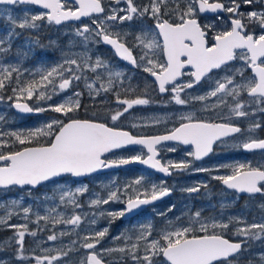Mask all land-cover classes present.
Returning <instances> with one entry per match:
<instances>
[{
    "label": "snow or ice",
    "instance_id": "snow-or-ice-1",
    "mask_svg": "<svg viewBox=\"0 0 264 264\" xmlns=\"http://www.w3.org/2000/svg\"><path fill=\"white\" fill-rule=\"evenodd\" d=\"M119 3V0H116ZM255 0H242L243 4L251 5ZM30 3L33 5H42L44 9L49 10L46 13V18L49 22L60 24L62 21L69 19H79L80 17L90 16L92 13H102L104 8L101 5V0H78V7L75 11L68 8L61 3V0H0V5H16ZM128 5L127 15L117 16L116 10H111L112 15L107 16V21L132 20L133 15L143 16L150 14L156 21L155 28L158 30V35L162 37V43L156 36L148 38L147 35L137 36L136 39L139 44L146 50H160L165 56L163 63H157L154 59L149 57L148 51H145L140 56L142 64H146L144 71L150 73L158 82V90L160 93L169 91L168 85H172L171 92L172 99L180 105H185L191 99L204 101L210 97H217L219 95L220 103H226L224 97L232 96L237 98L241 91H246L250 97L264 100V34L254 36L245 32L244 19L249 21L258 20L261 27L264 28V11H251L247 14L239 12L240 3L237 0H229V6L225 7L224 3L217 2L209 3V0H198L197 7H193L196 0H190L186 10L179 8V5L173 10L175 11L179 23H169L168 20L162 19V8H167V0H152L148 6L137 8L133 4V0H126ZM210 10L216 12L223 10L232 13L239 18L232 19L231 30L218 32L214 37V43L209 46L206 39V29H211L212 25L201 26L197 19L193 18L197 11L205 12ZM7 19L14 26L7 34L6 38H0V52H7L11 48L12 38L18 36L19 33L15 31L16 27L20 29L37 27L35 21L44 19V15H25L19 23L13 17L8 9ZM123 11V10H121ZM167 14V13H164ZM90 30L88 26L77 29V34L84 37ZM96 36L101 38V42L112 46L115 53L124 61L130 62L134 66L137 65V58L133 55L132 49L126 46L125 43L119 39V34H107L104 27H98ZM7 45V47H5ZM244 49L249 54L246 59L251 65L255 79L247 83L237 84L231 76H224L221 80L215 82L214 90L208 92L204 96L191 97L189 100L181 98L180 93L185 89H190L195 83H199L202 78L206 77L214 69H221L226 66L228 61L235 58V50ZM243 58V57H242ZM91 57L85 56L83 63H78L76 59H66L62 64L51 67L50 70L41 69L40 79L38 81L27 82L25 86H21L19 79V68L8 66L0 67V92L6 87V82L11 83L13 80V73H17L15 83L17 87L12 89L13 96L8 99H16L13 105L16 109L24 113L44 112L47 109L42 107H30L27 103H20V97L17 92L26 95L31 99L35 94L38 100L51 99L50 95H46L45 88L52 85L53 80L60 79L58 88L60 90L67 89L73 80H79L81 77L75 75L76 72L82 69H89L96 72L99 68H104L107 71V87L104 83L100 84L99 89L94 88L95 81L87 84L90 90L99 93L100 90L108 91L113 86L114 80H121L123 73L121 71H111L108 64L97 57L94 63H90ZM259 61V63H258ZM186 65L192 66L195 71L191 73L194 78L191 82L178 85L177 78L184 75L183 69ZM74 66V67H73ZM65 72L68 73V78H65ZM100 77H97L99 80ZM39 89V90H38ZM74 95L79 96L80 93ZM4 97L0 95V100ZM117 102L124 105L123 111H116L110 116L112 121L118 120L125 112H127L134 105H148L150 101L146 98L123 99L119 98L117 94ZM79 100L72 101L69 98L65 103H60L54 106L51 110L56 113H62L68 116L70 112H74L79 108ZM245 105L242 102H237L231 111L238 117L248 115L242 109ZM182 122L179 127L174 128L169 134L151 137H136L130 132L120 130L114 127H109L107 124L95 122L92 120L68 119L67 122L63 120L53 119L51 122L36 128L34 131L11 132L2 135L14 137V142L20 145L31 144L37 140L38 137L45 138L49 142L39 144L34 147H23L19 151H12L4 153L0 151V186L12 185H31L35 186L44 181H50L55 177H60L63 174H72L74 176H82L91 174L102 168L119 167L131 163H141L151 166L165 174L169 173V167L175 169H185L188 167L186 163L169 164L165 166L156 159L158 155L156 145L162 141H180L183 144H192L195 146V151L189 153L196 159L206 156L212 151V145L221 140L223 137L230 134L240 133L241 128L230 123H209L201 120H195L191 114L181 117ZM186 121V122H183ZM135 127V125H133ZM253 127L259 128L257 123ZM251 130V129H250ZM3 142L0 141V146ZM129 145L146 146L147 155H132L130 157H122L118 159L105 160L102 157L114 149H121ZM245 150L264 149V139L255 140L250 139L239 145ZM231 167V174L226 176L214 177L223 182L225 186L238 192L264 193V170L260 168H252L250 165L238 164ZM199 171H208L207 169H200ZM141 179L134 181V185H140ZM125 187V192L127 188ZM200 186H195L186 189L189 193L198 192ZM86 188H79L77 193L86 191ZM116 191H111L107 199H94L91 201L93 205L107 204L109 201H116L119 199ZM169 190L165 187L158 189L156 185H152L151 189H145L142 192L136 191L134 197H129L126 201V206L123 211L110 212L107 215L116 218L123 217L126 213H130L143 205H148L162 196L167 195ZM74 202L75 193H65L60 197L61 201L65 197ZM143 197V198H142ZM17 201H12L16 205ZM78 206V205H77ZM3 207V205H0ZM264 207V205H262ZM31 212V208L24 207L23 213L25 218ZM15 213L8 212L7 218H11ZM100 215H104L101 213ZM201 213L199 211L194 213L192 217L193 224H199V232L190 224L189 226L175 227L173 230H165L160 233L159 239L148 240L151 236V225L142 227L140 235L137 236V242L132 244L131 253L132 259L139 264L142 260L143 264H153L154 257L162 256L165 259V264H214L216 261L223 260L227 264L228 258L237 253L242 243H233L225 239L222 235L209 234L208 228H222L226 229L228 224H217L215 221L211 225L200 221ZM49 217H40L37 215V222L40 219L47 220ZM59 223L60 221H54ZM67 224L78 226L81 222L79 215L72 216L69 220L64 221ZM7 219L0 217V224H6ZM93 223L95 221L93 220ZM15 229L16 243L19 248L21 258H23V245L26 233L32 236L36 232H28L26 224L8 225ZM258 230V231H254ZM108 233V228L105 227L100 231L94 233L92 237H85L86 240L93 239L94 243H85L83 246L87 249H95L100 240ZM236 234L244 238L259 239L261 234H264V223L251 224L250 226L238 228ZM60 235H63L61 233ZM57 235L48 236V240L54 241ZM140 241H145L144 255L138 257L136 251ZM125 248H120L118 251L124 252ZM48 251V250H46ZM112 251V250H107ZM67 252L58 253L57 255L43 257L36 256L37 264H53L58 261L61 256H67ZM88 264H102L101 259L98 258L95 251L87 258Z\"/></svg>",
    "mask_w": 264,
    "mask_h": 264
},
{
    "label": "flooded vegetation",
    "instance_id": "flooded-vegetation-1",
    "mask_svg": "<svg viewBox=\"0 0 264 264\" xmlns=\"http://www.w3.org/2000/svg\"><path fill=\"white\" fill-rule=\"evenodd\" d=\"M190 0H167V8H162V19L168 20L169 23H179V19L175 11H173L177 5L182 10H186ZM217 2V0H209V3ZM220 3H224L225 7L229 6V0H219ZM240 3L239 12L247 14L251 11H264V0H255L251 5L242 3V0H237ZM61 3L65 5L66 10L71 8L75 11L78 7V0H61ZM152 3V0H133L134 6L137 8H143ZM21 4H16L18 6ZM101 5L104 8L102 13H92L90 16H86L77 21H68L61 25H55L57 27H66L75 31L72 33L76 40L74 47L75 51L85 56L91 57L90 61H93L99 57L102 61L109 63L110 65L120 64L123 66L122 73L123 78L121 80H114L113 86L108 91L101 90V96L99 94L94 97L95 103L99 106V116L89 115L81 112H70L69 117L65 118V122L68 119H91L100 121L107 124L109 127H114L120 130L128 131L136 137H151L161 136L169 134L174 128L179 127L182 122L181 117L191 114L195 120H201L209 123H230L234 126L241 128L240 133L230 134L223 137L221 140L216 141L212 145V151L206 156L200 159H196L189 153L195 151V146L192 144H183L180 141H162L156 145L158 159L161 164L169 166V164L186 163L188 167L185 169H175L169 167V173L158 172L150 167H143L138 164L118 167L102 173H96L82 180L74 179L71 175L59 178L57 180L45 183L36 188L29 185L25 187L13 186L11 189L19 190H36L38 188H45L47 185L60 180H68L69 182H84L89 181L92 178L104 177L106 175L116 174L117 183L115 188L119 189L117 195L121 197L123 189L120 180L122 181L126 177L129 179L127 184L123 186H129L127 188L128 193L125 194L127 198L134 197L135 192H142L145 189L150 190L152 185H156L158 189L167 188L168 194L160 197L152 203L145 205L138 211L125 214L123 217H116L115 226L112 228L106 237L99 243V248L104 246H110L113 251L110 256L101 258L105 264H130L136 262L132 259V253L130 251V235L134 236L138 234L142 227L151 225V236L148 240L157 239L160 237V233L165 230H173L175 227H180L182 223L191 224L197 234H203L199 232V224L192 223V217L194 213L199 211L201 213L200 221L211 225L213 221L217 224L226 223L228 227L222 228H208L209 234L222 235L224 238L230 241H246V247H250L254 244L253 238H244L236 234L238 228H243L254 224L260 216L264 218V193H241L237 190L230 189L223 184L219 179H214L215 173L224 172L221 176L231 174V166L225 165V163L233 162L232 166L238 164L250 165L252 168H260L264 170V149L245 150L239 145L243 142H247L250 139L261 140L264 139V100H259L255 97H250L246 91H241L240 96L233 98L232 96L224 97L226 103H220L219 95L217 97H210L204 101L197 99H191L189 103L185 105L177 104L173 99V93L171 92L172 85H168V92L160 93L158 90V82L148 72L144 71L146 64H142L140 56L148 51L149 57L154 59L157 63H163L165 56L160 50L144 49L137 36L147 35L148 38L156 36L162 43V37L158 35V30L155 28L156 21L150 14L143 16L133 15L132 20L120 21H107L106 17L112 15L111 10L115 8L126 7L128 5L126 0H101ZM198 0L193 3V7H197ZM33 6V5H32ZM9 7V6H8ZM122 10V9H121ZM121 10H116L117 16L123 15ZM167 13V14H164ZM198 20L201 26L212 25L211 29H206V39L208 45L211 46L215 41L214 37L218 32L230 31L232 19L239 18L238 16L228 13L223 10H219L214 14L196 12L193 17ZM245 32L259 36L264 34V28L261 27L258 20L254 19L249 21L244 19ZM84 26H88L89 32L84 37L77 34V29H81ZM98 27H104L107 34H113V38H116L115 34H119L121 42L125 43L127 47L132 49L133 55L137 58V65L134 66L129 62H126L118 57L112 46L107 43L101 42V38L96 36V30ZM75 34V35H74ZM37 45V44H34ZM34 45L31 47V57L34 58ZM60 51H58V55ZM249 54L244 49L235 50V58L227 63L226 66H222L221 69H214L202 78L199 83H195L192 88L185 89L180 93L181 98L189 100L191 97L204 96L208 92L214 90L215 82L221 80L224 76H231L235 83L243 84L255 79V73L249 64L246 57ZM243 57V58H242ZM80 58V57H79ZM77 58V59H79ZM259 63V61H258ZM184 75L177 78L176 83L183 85L191 82L194 78L191 73L195 69L186 65L182 70ZM78 73V74H77ZM75 75H79L81 79L73 80L71 85L66 90H76L77 93L81 92L77 98L81 99L79 108L84 109L93 105H88V101L93 98L87 93L89 88L87 84L95 81L96 89L100 88V84L104 83L107 87V71L99 68L96 72H92L89 69H82V71L76 72ZM100 77L97 80V77ZM68 78V73L65 75ZM59 79L54 80V84H57ZM39 90V89H38ZM52 85H48L45 88L46 95H53ZM117 94L119 98L123 99H135L146 98L150 101L148 105H134L127 112H125L118 120L112 121L110 116L115 114L116 111H123L124 105L117 102ZM37 98V96L35 95ZM36 98L29 100V103L36 107ZM52 98V96H51ZM51 101V99H46ZM237 102H242L245 107L242 109L248 115L244 117L236 116L231 109L235 107ZM119 107L120 110H116ZM41 113V112H40ZM40 113L37 115L39 116ZM186 122V121H183ZM259 124L260 127H253L255 124ZM135 125V127H133ZM251 129V130H250ZM49 142V140H48ZM36 144V143H35ZM2 152L6 153L7 146H2ZM147 155L146 146L135 145L128 146L126 148L118 149L105 155L106 160L118 159L122 157H130L132 155ZM225 165V166H224ZM200 169H207L208 171H199ZM141 179L140 185H134V181ZM200 186L198 192L189 193L186 189ZM8 189V188H7ZM123 191V192H122ZM143 198V197H142ZM118 201V200H117ZM126 200L123 201V210L126 206ZM107 215V214H105ZM258 231V230H254ZM2 231L0 230V237ZM118 233L119 238H110ZM127 243L129 245H127ZM120 248H125L124 252L118 251ZM100 253V252H99ZM144 254V245L140 244L136 251L138 257H142ZM237 256L228 258L227 264L232 263L233 259ZM111 258V260H110ZM165 261L162 256L154 257ZM142 261V260H141ZM214 264H225V261L220 260Z\"/></svg>",
    "mask_w": 264,
    "mask_h": 264
},
{
    "label": "rangeland",
    "instance_id": "rangeland-1",
    "mask_svg": "<svg viewBox=\"0 0 264 264\" xmlns=\"http://www.w3.org/2000/svg\"><path fill=\"white\" fill-rule=\"evenodd\" d=\"M4 9H8L11 12L13 17L17 19V23H19L25 15L45 16L44 19L35 21L37 25L35 28L20 29L16 27L15 31L19 33V35L12 38L11 48L7 52H0V67H18L21 86H25L27 82L38 81L41 74L39 70H50L51 67L62 64L66 59H76L78 63H83L82 57L84 54H80L74 49L76 40L72 33L75 31L66 27L55 26L46 18V11L37 9L32 5H18L13 7L0 5V38H6L8 32L14 27L11 22L8 21V13L3 11ZM115 9H122L124 12L122 14L127 15L125 14V6ZM50 43L54 45L48 46ZM34 44L40 45L41 48L38 46L40 48V54L39 56L35 54L33 58L35 61H33V64L26 65V62H28L26 59L31 56L30 50ZM5 47H7V45H5ZM55 50L60 51L59 57L55 58ZM94 61L95 59L89 62L94 63ZM107 64L111 71H122L123 69V66L120 64ZM102 69L104 68L102 67ZM66 73L67 72H65L64 76ZM16 77L17 73L14 72L12 82H6L5 89L0 92V95L4 97L0 100V133L23 132L26 134L28 131H34L36 128L51 122L53 119L65 121V118L69 117V115L65 116L51 109L60 103H65L69 98H71L72 101L78 99L79 104L81 103V99L74 95L77 91L74 89L60 90L58 85L61 81L59 78H56L54 80L59 79V81L57 84H54V82L52 83V88H54V90L51 91L53 93V95H51V101H46V99L38 100L35 94L32 97L36 98V107H42L47 110L35 117L19 115L12 107V103L16 99H8L9 96H13L12 89L17 87L15 83ZM94 88L96 89L95 84ZM101 92L100 90L98 93L99 97L101 96ZM79 93L81 94V92ZM87 93L93 97L88 101V105L93 106L84 109L78 108L76 112L85 110L84 113L86 114L99 116V106L95 103V100H93L94 97L97 96V92L89 89ZM17 95L20 97L19 100H26L28 102L30 100L22 93L17 92ZM116 110H120V108L116 107ZM0 141L3 142L2 146H7L8 148L12 146L11 150L28 145H20L18 142H14V137L8 135L0 136ZM47 141L48 140L45 138L38 137L37 140L32 143L40 142V144H45ZM2 146H0V151H2ZM230 164L232 166L233 162L225 163V165ZM223 174L224 172H216L215 177H219ZM115 175L116 174H109L104 177L92 178L89 181L76 183L69 182L68 180L55 181L47 185L46 189H0V205H3V207H0V217H5L7 219L6 224H0V230L2 231L0 237V264H37L35 259L36 256H52L62 252H67L68 255L61 256L60 259L54 261L53 264H88V255L93 251L100 254L102 256L99 255L101 258L110 256L114 247L110 248V246L102 245L99 248V244H97L95 249H87L83 245L85 243H94L93 239L86 240L85 237H92L95 232L105 227L108 228V233L112 228H116V218H112L105 214L123 211L122 203L124 200L128 199L125 195L128 191L125 192V186L123 185L127 184L129 179L126 177L118 182L121 183L124 191H122L123 194H121L118 201H109L107 204L102 203L99 205H93L91 203L92 200L97 198L101 200L107 199L111 191L117 190L115 184L118 179ZM79 188H86L87 190L82 193H77L76 190ZM65 193H75L74 202L68 199L67 196L61 201L60 197ZM12 201H17L18 203L13 205ZM24 207L31 208V212L27 215V218H25V214L23 213ZM8 212H13L15 214L9 219L7 218ZM101 213H104V215H100ZM37 215L40 217L47 216L49 218L47 220L40 219L39 222H37ZM74 215H79L81 217V222L78 226H73L64 222ZM57 220L60 222L55 223L54 221ZM93 220L95 223H93ZM253 223H264V218L260 216L258 220ZM13 224H26L28 232H36L35 236L26 233L23 245V258H21L16 243L15 229L8 226ZM181 226L187 227L188 223L184 222ZM140 232L134 236H129L130 245L137 242L136 238L140 235ZM61 233H63V235H60ZM53 234L57 235V239L54 241L48 240V236ZM117 238H119L118 233H115L110 240ZM159 238L160 237H157V239ZM103 239H101V241ZM253 240L255 241L254 244L246 248L244 252L240 253L234 262L230 264H264V234H261L259 239L253 238ZM140 244L145 245V241H140L139 245ZM127 245L129 244L127 243ZM130 264H137V262H132ZM139 264H143V261H140ZM153 264H165V261L153 259Z\"/></svg>",
    "mask_w": 264,
    "mask_h": 264
},
{
    "label": "water",
    "instance_id": "water-1",
    "mask_svg": "<svg viewBox=\"0 0 264 264\" xmlns=\"http://www.w3.org/2000/svg\"><path fill=\"white\" fill-rule=\"evenodd\" d=\"M30 4V3H29ZM10 6H12V5H10ZM37 8H40V9H44L43 7H42V5H35ZM44 10H47V9H44ZM219 10H217L216 12H218ZM216 12H212V11H210V10H206L205 12H203V13H210V14H214V13H216ZM84 17H86V16H84ZM84 17H80L79 19H82V18H84ZM78 19V20H79ZM68 21H77V19H69V20H66V21H62L60 24H57V25H61V24H63V23H66V22H68ZM55 23V22H54ZM56 24V23H55ZM127 62V61H126ZM229 62V61H228ZM227 62V63H228ZM130 63V62H129ZM17 101H15L14 103H13V105L16 103ZM20 103H27L30 107H32L28 102H26V101H19ZM13 109H14V111L16 112V113H18V114H20V115H24V116H33V115H37L39 112H32V113H24V112H22V111H20V110H18V109H16L14 106H13ZM81 120H91V119H81ZM92 121H95V120H92ZM67 122V121H66ZM95 122H99V123H102V122H100V121H95ZM105 124V123H104ZM34 146H37V145H30V146H27V147H34ZM129 146H135V145H129ZM126 147H128V146H126ZM126 147H124V148H126ZM122 149V148H121ZM19 150H21V149H19ZM19 150H17V151H19ZM115 150H118V149H114V150H112V151H115ZM111 151V152H112ZM110 153V152H109ZM109 153H106L105 155H107V154H109ZM104 155V156H105ZM104 156L102 157V159H105L104 158ZM106 160V159H105ZM134 164H138V165H141V166H143V167H150V168H152L151 166H148V165H144V164H141V163H131V164H128V165H134ZM128 165H123V166H128ZM123 166H119V167H123ZM116 168H118V167H110V168H102V169H99V170H97V171H95V172H93V173H91V174H86V175H82V176H74V175H72V174H63L62 176H60V177H55V178H53L52 180H50V181H44V182H41L40 184H38V185H35V186H31V185H29V186H31V187H33V188H36V187H38V186H40V185H43V184H45V183H49V182H51V181H54V180H57V179H59V178H62V177H65V176H67V175H71L74 179H77V180H82V179H85L86 177H89V176H91V175H94V174H96V173H102V172H105V171H109V170H112V169H116ZM156 171H158L159 173L161 172V171H159V170H157V169H155ZM12 186H18V187H25V186H27V185H24V186H19V185H12ZM12 186H7V187H4V186H0V188H8V187H12ZM241 193H244V192H241ZM145 205H143V206H141L140 208H138V209H135V210H133L132 212H130V213H127V214H131V213H134V212H136V211H138L139 209H141L142 207H144ZM231 242V241H230ZM233 243H242V246H243V242H233ZM242 250V247H241V249L237 252V253H239L240 251ZM237 253H235V254H237ZM92 253H90L89 254V256L91 255ZM235 254H233V255H235ZM232 255V256H233ZM231 257V256H230ZM99 258V257H98ZM102 264H104L103 262H102Z\"/></svg>",
    "mask_w": 264,
    "mask_h": 264
},
{
    "label": "trees",
    "instance_id": "trees-1",
    "mask_svg": "<svg viewBox=\"0 0 264 264\" xmlns=\"http://www.w3.org/2000/svg\"><path fill=\"white\" fill-rule=\"evenodd\" d=\"M37 46L40 47V45H34V51L37 49ZM48 46H49V44H48ZM40 48H41V47H40ZM40 48H38V52H39V54H40ZM41 50H42V49H41ZM36 54H37V56H39L38 53H37V50H36ZM11 148H12V146L9 147V148H7L8 151H12L13 149L11 150Z\"/></svg>",
    "mask_w": 264,
    "mask_h": 264
}]
</instances>
